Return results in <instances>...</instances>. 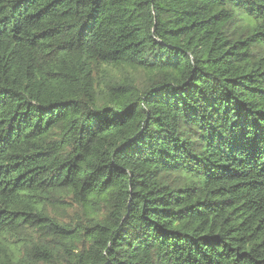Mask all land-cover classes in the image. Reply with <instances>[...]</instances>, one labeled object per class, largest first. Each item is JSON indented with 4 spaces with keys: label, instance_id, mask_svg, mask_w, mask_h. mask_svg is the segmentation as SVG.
I'll list each match as a JSON object with an SVG mask.
<instances>
[{
    "label": "trees",
    "instance_id": "trees-1",
    "mask_svg": "<svg viewBox=\"0 0 264 264\" xmlns=\"http://www.w3.org/2000/svg\"><path fill=\"white\" fill-rule=\"evenodd\" d=\"M0 264H264V0H0Z\"/></svg>",
    "mask_w": 264,
    "mask_h": 264
}]
</instances>
